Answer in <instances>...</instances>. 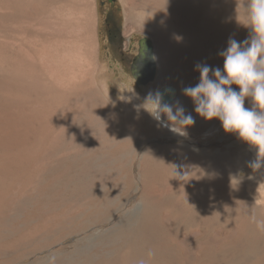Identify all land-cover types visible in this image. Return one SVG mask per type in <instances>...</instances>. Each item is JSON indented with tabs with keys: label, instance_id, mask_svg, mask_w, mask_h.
<instances>
[{
	"label": "bare ground",
	"instance_id": "1",
	"mask_svg": "<svg viewBox=\"0 0 264 264\" xmlns=\"http://www.w3.org/2000/svg\"><path fill=\"white\" fill-rule=\"evenodd\" d=\"M121 1L125 35L153 44L146 84L114 81L89 0H0V264H180L175 232L214 237L220 226L232 239L200 244L193 264H264L257 149L183 95L197 64L222 66L229 38L247 36L234 0ZM166 85L168 104L194 118L186 136L143 110ZM73 236L71 252L55 249Z\"/></svg>",
	"mask_w": 264,
	"mask_h": 264
},
{
	"label": "clouds",
	"instance_id": "2",
	"mask_svg": "<svg viewBox=\"0 0 264 264\" xmlns=\"http://www.w3.org/2000/svg\"><path fill=\"white\" fill-rule=\"evenodd\" d=\"M234 2V19L247 36L243 41L229 38L227 47L219 53L222 66L197 64L198 83L185 87L183 95L191 100L197 116L219 121L225 133L257 149V158L249 162V167L259 170L264 168V0ZM174 38L178 42L182 39ZM147 104L151 107L144 106ZM144 105L143 110L159 127L177 135L186 136V129L195 123L182 105L162 103L159 92L148 93Z\"/></svg>",
	"mask_w": 264,
	"mask_h": 264
},
{
	"label": "rangeland",
	"instance_id": "3",
	"mask_svg": "<svg viewBox=\"0 0 264 264\" xmlns=\"http://www.w3.org/2000/svg\"><path fill=\"white\" fill-rule=\"evenodd\" d=\"M91 1V2H90ZM92 11H91V10ZM89 10H90V15L96 16L95 21L97 22V32L100 40V57L102 61L108 65L109 69L113 71V79L114 81H119V80H124V79H132L133 82H136V80L133 78L132 73H131V64H132V54L136 53V47L138 46L139 42L141 39H148L150 45L152 44V41L149 39V37L145 34L142 33H133L129 36L125 35L124 32V27H125V18H124V7L123 3L121 0H89ZM96 14H94V13ZM106 13H110L111 18L114 21V24L118 26L120 31H122L123 35V50L119 52V50L112 49L109 44L107 43V37H106V26H105V16ZM146 36V37H145ZM127 39L130 41L128 42ZM130 44V49L127 50V44ZM124 57L126 60L125 62L121 61V58ZM124 75H123V74ZM121 74V76L119 75ZM117 78V79H116ZM111 85V89L114 95L117 94L118 90L117 88L112 84L113 82H109ZM117 91V92H116ZM221 134H225L224 131H222ZM227 134V133H226ZM65 205V204H64ZM63 205L58 204V208H61ZM66 206V205H65ZM172 213L170 212V217H172ZM115 221V219L113 220ZM113 223V222H112ZM111 226H109L110 228ZM103 231V230H101ZM100 231V232H101ZM91 233V231H90ZM191 231H183V238H181L180 233L175 232L174 233V239L177 242H180V244L183 246V257L181 259L180 264H193L196 261L195 256L197 255V248L200 244L203 246L207 247H214L215 244L216 246L223 247L224 245L228 244L230 239H232L231 235L232 233L230 232L229 227H219V232L214 235V238L211 233L206 232L202 230L199 236H194L193 238L192 234H190ZM218 235V236H217ZM231 237V238H230ZM213 238V240H212ZM80 237H69L66 240H64L62 243L58 244L57 247H55L56 250H64L65 252H71L74 248V243L81 241ZM84 239V237H83ZM209 239V240H208ZM215 239V240H214ZM226 239V241H225ZM227 239H229L227 241ZM79 240V241H77ZM208 242H207V241ZM217 240V242H216ZM222 240V241H221ZM210 241V242H209ZM224 241V242H223ZM224 243V244H223ZM63 248V249H62ZM46 254L40 255V257H43V260L45 259ZM233 256V255H232ZM47 258V257H46ZM228 259V258H227ZM226 260L225 264H252V261L249 259H230ZM232 260V261H231ZM230 261V262H229ZM235 261V263H234ZM242 261V262H240ZM232 262V263H231Z\"/></svg>",
	"mask_w": 264,
	"mask_h": 264
},
{
	"label": "water",
	"instance_id": "4",
	"mask_svg": "<svg viewBox=\"0 0 264 264\" xmlns=\"http://www.w3.org/2000/svg\"><path fill=\"white\" fill-rule=\"evenodd\" d=\"M155 70L156 67L151 45L146 39H144L142 52L132 66V74L137 82L146 84L154 79ZM158 92L162 96L163 103H169L175 98V88L171 85L163 86L158 90Z\"/></svg>",
	"mask_w": 264,
	"mask_h": 264
},
{
	"label": "flooded vegetation",
	"instance_id": "5",
	"mask_svg": "<svg viewBox=\"0 0 264 264\" xmlns=\"http://www.w3.org/2000/svg\"><path fill=\"white\" fill-rule=\"evenodd\" d=\"M105 26H106V37H107V43L109 44V46L112 49H117L119 50V52H121L123 50L124 47L123 46V35H122V31H120V29L118 28V26H116V24H114L113 19L111 18L110 13H106L105 16ZM143 40L141 39L138 46L135 48L136 49V53L132 54V64H131V73H132V66L135 63V60L137 59V57L140 56L141 52H142V46H143ZM127 41L129 42L130 40L127 39ZM130 44H127L126 49L129 50L130 49ZM125 58L122 57L121 61L125 62ZM133 75V74H132ZM134 77V76H133Z\"/></svg>",
	"mask_w": 264,
	"mask_h": 264
}]
</instances>
